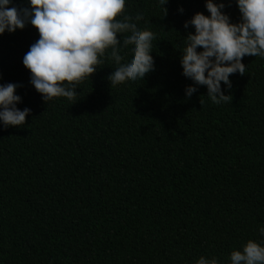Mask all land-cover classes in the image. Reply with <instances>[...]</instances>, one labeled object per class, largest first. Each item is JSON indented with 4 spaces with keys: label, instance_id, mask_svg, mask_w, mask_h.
<instances>
[{
    "label": "trees",
    "instance_id": "1",
    "mask_svg": "<svg viewBox=\"0 0 264 264\" xmlns=\"http://www.w3.org/2000/svg\"><path fill=\"white\" fill-rule=\"evenodd\" d=\"M223 2L240 22L235 0ZM164 8L125 0L155 34L154 69L113 87L106 55L72 102L46 103L31 85L22 58L34 26L0 35V84H20L17 107L31 109L22 127L0 124V264H229L264 239V58L244 56V74L222 82L228 102L213 104L206 86L188 98L184 22L209 13L205 0Z\"/></svg>",
    "mask_w": 264,
    "mask_h": 264
},
{
    "label": "clouds",
    "instance_id": "2",
    "mask_svg": "<svg viewBox=\"0 0 264 264\" xmlns=\"http://www.w3.org/2000/svg\"><path fill=\"white\" fill-rule=\"evenodd\" d=\"M168 0H156L166 5ZM241 14L240 22H231L223 11V0H205L209 15L195 13L184 22L188 32L181 50L182 74L193 84L186 86L190 98L198 86H206L213 104L228 102L232 82L230 74L245 72L242 58L246 55L264 58V0H235ZM28 6H18L14 0H0V35L34 26L39 39L24 54L22 63L30 71V83L46 103L54 98L74 101L76 85L96 72L107 59L116 67L108 76L111 86L126 80H142L154 69L151 55L155 34L138 21L144 15L125 12V0H27ZM165 13L167 11L166 8ZM183 12V9H179ZM122 37V42L118 39ZM131 45L128 59L120 54V46ZM198 47L202 50L197 51ZM17 83L0 84V124L23 126L31 109H19L22 97L16 94ZM202 103V102H201ZM264 238V226L258 228ZM195 264H219L216 257L200 256ZM229 264H264V239H249L240 250L229 255Z\"/></svg>",
    "mask_w": 264,
    "mask_h": 264
}]
</instances>
